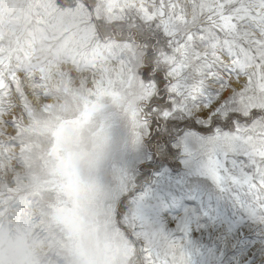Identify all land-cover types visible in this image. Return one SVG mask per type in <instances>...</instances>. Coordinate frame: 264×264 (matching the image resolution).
Wrapping results in <instances>:
<instances>
[{
	"label": "rangeland",
	"instance_id": "obj_1",
	"mask_svg": "<svg viewBox=\"0 0 264 264\" xmlns=\"http://www.w3.org/2000/svg\"><path fill=\"white\" fill-rule=\"evenodd\" d=\"M234 3L254 53L181 96L124 0H0V240L44 249L32 264H264L262 0ZM165 5L190 30L212 2Z\"/></svg>",
	"mask_w": 264,
	"mask_h": 264
},
{
	"label": "snow or ice",
	"instance_id": "obj_2",
	"mask_svg": "<svg viewBox=\"0 0 264 264\" xmlns=\"http://www.w3.org/2000/svg\"><path fill=\"white\" fill-rule=\"evenodd\" d=\"M124 2L128 5L125 11L128 13L129 19L134 17L140 23L151 22L152 24L159 25L161 29L159 32L161 37L159 46L162 49L159 53V58L167 65L166 70L168 76L177 82H182L177 83L174 89V95L179 93L181 96H194L196 93V85L194 82H200L202 86L204 81L212 85L211 90L215 91V85H223L224 80L215 78L213 74H220V76L224 74L231 75L234 70L235 77H240V63L244 58L242 55L243 50L248 49L253 53L255 51L250 47L246 48L245 45L247 43L244 40L236 39L232 35L233 26L235 25L238 31L239 25L236 24V17H230V13L235 10L236 16H239L243 11V9L237 10V4L234 3V0H211L212 7L207 12L203 22L199 27L190 30H185L174 22L172 17L169 16L165 0H147V2H141V0H124ZM259 8V13L251 14L258 15L262 22H264V0H262ZM114 11L118 10L114 9ZM161 21H166V23H161ZM234 39L236 40L235 43H229L225 46L226 40L232 41ZM151 71L152 67L150 64L142 69L144 80L148 79V74ZM159 76L160 73L158 72L157 77ZM160 83L162 85L163 80H160ZM230 83L232 81L229 79L228 85ZM188 85L191 86L189 87ZM222 93L218 94L213 104L208 105L203 111L197 113V115L202 116L204 119L220 116V112H216L215 109L220 104ZM160 102L162 103L163 100L161 99ZM235 102L233 100L229 104L225 101L224 108L221 111L231 108ZM258 112L264 111L252 109L248 115L256 116ZM225 115H227V112H225ZM235 115V113L229 115L228 119L231 120L232 116ZM252 134L242 133L241 139L247 145H250L254 151L256 145L253 144V141L246 139L248 135ZM254 154L264 159V153L254 151ZM165 160L166 155L162 154L161 159L156 163L159 165L165 162Z\"/></svg>",
	"mask_w": 264,
	"mask_h": 264
},
{
	"label": "clouds",
	"instance_id": "obj_3",
	"mask_svg": "<svg viewBox=\"0 0 264 264\" xmlns=\"http://www.w3.org/2000/svg\"><path fill=\"white\" fill-rule=\"evenodd\" d=\"M44 249L34 247L28 243L20 244L16 241V233L6 234L0 240V264H32L36 259L42 258Z\"/></svg>",
	"mask_w": 264,
	"mask_h": 264
}]
</instances>
